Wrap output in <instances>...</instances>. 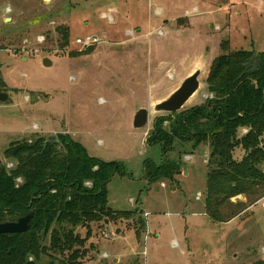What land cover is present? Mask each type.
Returning a JSON list of instances; mask_svg holds the SVG:
<instances>
[{"label": "rangeland", "instance_id": "374dc122", "mask_svg": "<svg viewBox=\"0 0 264 264\" xmlns=\"http://www.w3.org/2000/svg\"><path fill=\"white\" fill-rule=\"evenodd\" d=\"M110 10L111 22L101 17ZM59 26L69 29L63 46ZM86 36L103 42L87 49L74 45ZM222 42L230 51L264 52V0H0V92L8 95L0 103L1 163L10 143L66 133L90 157L124 167L125 175L107 184L108 207L142 214L139 235L136 219L92 225L82 264L264 262V198L244 215L216 222L205 210L213 168L208 143L193 148L174 138L165 157L160 143H148L154 121L167 115L153 113L154 104L195 70L201 72L199 90L180 112L205 101V79L223 53ZM139 109L151 114L136 130ZM162 129L172 137L171 122ZM242 154L237 149L233 158ZM165 161L180 165L167 179L148 180L146 173ZM234 210L225 206L221 213Z\"/></svg>", "mask_w": 264, "mask_h": 264}, {"label": "trees", "instance_id": "16d2710c", "mask_svg": "<svg viewBox=\"0 0 264 264\" xmlns=\"http://www.w3.org/2000/svg\"><path fill=\"white\" fill-rule=\"evenodd\" d=\"M55 31L62 46L67 44L69 29L59 26ZM221 51L205 79L212 98L187 111L157 118L148 143H160L163 157L172 149L174 138L193 143V148L208 143V163L213 168L207 173L205 210L214 221L225 223L264 198V171L260 168L264 164V52L230 51L226 42L221 43ZM0 88L4 91L1 81ZM167 121L172 125V137L162 129ZM56 138L58 143H45L42 137L16 141L3 153L0 224L29 214L32 219L28 232L0 235V264H41L43 258L50 259L48 264H82L92 225L105 221L131 225L136 219L135 234L144 228L137 210L108 207L107 184L114 175L124 176V167L90 157L66 134ZM237 149L243 152L239 161L233 158ZM6 163L13 168L8 170ZM175 164L180 162L165 161L152 167L146 178L167 179ZM87 182L90 187L85 186ZM240 195L245 203L230 202ZM225 206L235 210L225 216L221 213Z\"/></svg>", "mask_w": 264, "mask_h": 264}, {"label": "water", "instance_id": "95a60500", "mask_svg": "<svg viewBox=\"0 0 264 264\" xmlns=\"http://www.w3.org/2000/svg\"><path fill=\"white\" fill-rule=\"evenodd\" d=\"M46 2V0H44ZM43 65L50 67L52 65L48 58L43 59ZM200 70H195L192 74L182 80L180 85L172 92L166 99L154 104L153 113L176 114L185 106L186 103L195 95L199 90V76ZM37 96L32 99L35 101ZM8 100L7 93L0 92V103H6ZM150 111L148 109H139L136 111L133 118V128L138 130L144 128L149 120ZM52 142L58 143L56 136L46 138L45 143ZM1 163V162H0ZM174 190V188H171ZM32 215L29 214L25 217L18 219L15 222H5L0 224V235H13L26 233L30 229V221ZM107 223V221L105 222Z\"/></svg>", "mask_w": 264, "mask_h": 264}, {"label": "built area", "instance_id": "2783aa9c", "mask_svg": "<svg viewBox=\"0 0 264 264\" xmlns=\"http://www.w3.org/2000/svg\"><path fill=\"white\" fill-rule=\"evenodd\" d=\"M114 13V10H110L108 14H102L101 17L103 19H106L108 20L109 22L112 21V14ZM102 39L100 37H97V36H86V37H83V38H78L75 40L74 42V45L81 48V49H87V48H90L92 46H95V45H100L102 44ZM212 98V95H204L203 96V99L206 100V99H211ZM26 101L29 100L28 97L25 98ZM35 130H38L37 129V126L34 127ZM243 134H246L247 133V130H243L242 131ZM6 168L8 170L12 169L13 168V164L12 163H6ZM21 182L20 179L17 180V183L19 184ZM85 186L87 187H90L91 184L89 182L85 183ZM163 188L165 187V185H161ZM107 256L104 255V258H106Z\"/></svg>", "mask_w": 264, "mask_h": 264}, {"label": "crops", "instance_id": "0c3cea01", "mask_svg": "<svg viewBox=\"0 0 264 264\" xmlns=\"http://www.w3.org/2000/svg\"><path fill=\"white\" fill-rule=\"evenodd\" d=\"M3 93H5V92H3ZM35 95H36V94H35ZM34 97H35V96H34ZM33 102H34V101H33ZM37 103H38V101H37ZM45 104H48V103H45ZM35 126H37V129H38V130H35V129H34ZM33 130H34L35 132H37V131H39L40 129H39L38 125H34V126H33ZM242 131H243V130H242ZM35 132H34V133H35ZM34 133H33V134H34ZM65 134H66V133H65ZM144 135H146V133H145ZM185 160L188 161V159H186V158H185ZM0 162H1V161H0ZM184 172H185V171H184ZM144 215H146V214H144ZM115 262L118 263V258L115 260Z\"/></svg>", "mask_w": 264, "mask_h": 264}]
</instances>
